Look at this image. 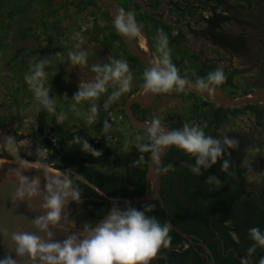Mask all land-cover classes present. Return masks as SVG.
<instances>
[{"label": "rangeland", "instance_id": "1", "mask_svg": "<svg viewBox=\"0 0 264 264\" xmlns=\"http://www.w3.org/2000/svg\"><path fill=\"white\" fill-rule=\"evenodd\" d=\"M116 1L126 12H134L136 22L142 25L141 36L131 40L143 53L153 58L160 55L156 51V38L157 30L163 29L168 37L172 62L181 77L195 82L197 77L221 68L226 77L233 76V86L222 89L231 99H242L241 90L250 93L264 90V50L260 47H264V41L258 42V29L233 21L222 25L220 32L234 36L243 34L249 41L248 50L232 55L210 43L203 21L207 9L183 12L172 6L192 4L205 8L213 4L211 0ZM225 1L238 9L240 22H262L263 0H249V4L246 0ZM114 20V11L101 0H0V133L13 135L23 142L24 150L20 153L23 159L34 161L35 148L40 145L50 150L48 159L54 168L63 166L60 160L64 155L93 160L96 162L93 166L104 173H125L136 168L131 163L140 153L131 142L137 135H146V130L130 126L124 107L128 99L148 94L143 89L146 69L115 38ZM78 45L87 52L85 67H73L68 60V52L76 50ZM56 53L61 55L57 57ZM44 57L53 60L45 68L48 74L45 86H52L50 97L55 98L56 114L62 111L66 115L59 125L56 114H49L42 108L37 111L38 102L24 79L30 67ZM112 59L127 61L133 75L131 91L104 110L103 103L113 90L109 85L108 93L99 101L97 120L89 125L90 103H76L72 97L80 82L94 80L93 65H103ZM209 105L215 104L189 92L159 93L152 103L137 105V116L145 122L160 117L168 126L188 123L213 130V126L208 125ZM258 106L264 112V103ZM41 114L44 117L42 124ZM168 118L175 121L171 123ZM257 118L250 111L229 115L216 129L219 138L242 136L261 148L259 153L249 154L243 161L249 185L246 192L255 191L264 183V117L259 119L261 123ZM105 119L112 124V131L102 135ZM74 135L85 137L102 155L96 158L82 151V145H69ZM27 150L33 154L27 155ZM8 158L0 148V160L12 163ZM74 175L80 179L76 172Z\"/></svg>", "mask_w": 264, "mask_h": 264}, {"label": "clouds", "instance_id": "2", "mask_svg": "<svg viewBox=\"0 0 264 264\" xmlns=\"http://www.w3.org/2000/svg\"><path fill=\"white\" fill-rule=\"evenodd\" d=\"M114 27L118 33L130 40L141 36L142 25H138L132 11L117 9ZM157 32L156 51L160 55L150 61V68L143 73V89L146 93L184 92L186 88H195L212 95L217 86L226 82V75L221 68L208 73L206 78L197 77L194 84L189 79L181 77L179 69L171 59L167 34L163 29H158ZM60 55L56 53L57 57ZM68 60L73 67H85L87 52L78 45L76 50L68 52ZM52 63L53 60L47 57L41 58L30 67L24 79L38 102L37 111L42 108L49 114H56L55 98L50 97L52 86H45L48 75L45 68ZM91 71L96 74L94 80L88 83L80 82L78 91L72 97L76 103L83 101L90 103L87 114L89 125L96 122L100 112L99 101L102 95L108 93L109 85L113 90L103 103L104 110L118 101L122 95L130 92L133 81L130 67L123 59H112L103 65H93ZM65 119L66 115L62 111L56 114L57 125L63 123ZM166 129L160 117H153L146 126V135H137L131 142L140 153L139 158L133 160L131 164L136 167L147 165L161 175H166L170 171H175V167L171 163L162 165L161 157L170 146H176L195 158L194 164L185 165L195 175H202V169H210L218 161H222L220 166L222 172L235 174L229 172L231 160L225 157H231L229 149H239L238 139L229 138L227 135L213 138L206 135L196 124L184 123L179 129ZM110 131L112 124L105 119L102 135ZM22 143L13 135L0 133V148L11 158L10 165H15L7 169L3 179L13 188L9 193L13 206L26 202L29 210H32L34 202L39 203L44 214L27 222L29 227L35 228L41 235L25 231L22 227L9 231L0 226V236L9 242V254L0 259V264H21L25 260L29 264H151V261L158 258L162 248H170L169 233L172 225L170 222L161 224L159 219L149 215L155 209L153 204L143 206V210L134 207L121 210L118 202L113 201V206L103 220L95 224L84 222L81 230L70 231L76 226L70 223L68 206L72 202L77 205L83 203L79 177L74 175L71 168L65 171L54 168L53 162L48 159L50 150L40 145L35 148L34 161L23 159L20 155L21 150H24ZM68 143L82 145V151L93 157L99 158L102 155V152L94 149L83 136L74 135ZM246 151L256 154L261 148L253 145ZM26 152L29 156L33 154L31 150ZM144 154H149L147 159ZM32 169L42 175H25ZM251 170L249 168V171ZM205 183L215 184L218 188L222 185V181L215 175L208 176ZM58 233L63 234L62 240L56 239ZM248 234L253 243L247 248V255L240 259V264H253L251 258L257 249H264V231L253 226ZM12 251L15 252L16 259H13ZM258 264H264V256L259 258Z\"/></svg>", "mask_w": 264, "mask_h": 264}, {"label": "trees", "instance_id": "3", "mask_svg": "<svg viewBox=\"0 0 264 264\" xmlns=\"http://www.w3.org/2000/svg\"><path fill=\"white\" fill-rule=\"evenodd\" d=\"M211 1L213 4L209 6V16L203 20L211 44L232 55L242 54L249 49L247 37L243 34L234 36L222 33L220 32L222 25L233 21L237 24L250 25L255 29L262 28L264 31V13L262 22L255 24L240 22V12L236 7L227 5L225 0ZM246 1L249 4L250 1ZM115 38L119 40L116 35ZM207 75L208 73L200 77L206 78ZM232 86L233 76H227L226 82L217 88L225 89ZM248 94H250L249 91L241 90V95ZM208 107L210 116L208 125L213 126V130H203L206 135L213 138L220 137L216 129L229 115L257 109V106H247L242 109H224L216 105ZM137 109V105L132 108L135 114ZM257 117L260 122L262 115L257 114ZM43 119L41 114V124ZM168 121L172 123L175 119L168 118ZM182 125V123H172L170 130L179 129ZM235 139L240 142L239 149H229L231 157H225L231 160L229 172H234V175L220 170L222 161H218L210 169H202V175H195L189 167L185 166L194 164L195 158L187 157L181 149L171 146L162 165L171 163L175 171H170L166 175L160 174V200L163 207L158 200L147 203L155 205L154 211L149 215L155 216L161 224L169 220L181 232L201 239L207 245L216 264H238L232 254L224 256L226 250L233 249L242 258L247 255L246 250L253 243L248 234L249 229L256 226L264 231V183L255 191L246 192L249 187L246 182L247 171L242 167L243 161L250 154L246 149L255 144L242 136ZM144 155L146 159L149 156V154ZM8 159L11 160V158ZM60 161L64 164L55 166L56 169L65 171L71 168L80 175L78 182L83 190L82 195L85 197L101 198L104 195L121 202L145 194L147 165L136 167L125 173H104L93 166L96 163L93 160L64 155ZM210 175H215L222 181L220 188L215 184L205 183ZM147 204L138 205L135 208L143 210V206ZM77 206L81 211L77 217L80 229L84 222L95 224L110 209L108 204L90 201H83ZM226 221L229 222L225 223ZM169 236L171 237L170 248H162L158 258L155 259L159 261V264H208L204 250L197 241L188 243L173 231H170ZM222 246L224 250H221ZM261 256H264V249L258 248L251 258L253 264H258Z\"/></svg>", "mask_w": 264, "mask_h": 264}, {"label": "water", "instance_id": "4", "mask_svg": "<svg viewBox=\"0 0 264 264\" xmlns=\"http://www.w3.org/2000/svg\"><path fill=\"white\" fill-rule=\"evenodd\" d=\"M101 1L103 3L110 5L112 10L114 11L115 17L117 14V9L123 8L116 0H101ZM173 7L177 9L178 11H185V9L187 8V7H184L183 9H181L176 4H173ZM193 7L195 8V6ZM117 36L119 40L122 42L125 49L134 58H136L145 69L150 68V61L154 59L152 55L143 53L141 50H139L138 45L136 43H134L129 38L124 37L118 32H117ZM260 47L264 49L262 45H260ZM192 83L194 84L195 82H192ZM184 92L197 94L201 96L202 98H204L205 100H209L213 102L216 106L224 108V109H242L247 106H258L264 103V90L259 91V92L250 93L244 96L242 99H231L222 91V89L217 88V87H216L215 93L212 95H209L206 92H200L195 88H192V89L186 88ZM157 95L158 94L148 93L145 96L130 98L126 101L125 107H124V113L131 127H133L136 130H141V131L146 130V126L148 125L149 122L141 121L138 118H136L130 111V107L132 105H139V106L148 105L155 100ZM166 127H167L166 130H170L168 126ZM170 148L171 146L167 150H165L164 155L161 157L162 159L161 163H163L164 158L167 152L170 150ZM10 164L11 162H5V161L0 160V165H3L2 167H0V226L7 228L9 231H13L17 227H22L25 231L34 232L37 235H41V233H39L35 228L29 227L28 222H27L31 219H34L36 216L44 214L43 211L39 207V203L34 202L33 209L29 210L26 202L13 206L9 199V193L13 191V188L11 185L8 184L7 181H4L3 177H4V173L7 171L9 167H15V165H10ZM154 167L155 166L153 165V168ZM38 174L42 175V173H39L35 169H32L25 173V175H28V176H33V175H38ZM160 184H161L160 183V173L148 167L145 173V194L143 196L131 198V199L120 202L115 199H110L104 195L101 198H94L91 196L85 197L82 195V200L108 204L110 206V209L113 206V201H117L118 206L121 210H124L126 207L135 208L138 205L147 204L155 200H158L160 202L161 207H163V204L160 200ZM75 204H76L75 202H72L68 206L69 212H70V216H69V220L71 221L70 223H73L76 226L75 229H70V231L81 230L78 227V223L76 220L77 211L74 207ZM108 213L109 211L99 221L103 220L108 215ZM166 222H170V221L166 220ZM171 231H173L174 233H176L177 235L185 239L188 243H192L193 240L197 241V243L204 250L205 258L208 264H215L211 252L209 251L207 245L201 239L193 235L183 233L180 230L176 229L173 225H172ZM63 238H64L63 234L58 233L56 239L62 240ZM8 254H9V242L3 236H0V259H3ZM11 255L13 259H16V254L14 251L11 252ZM21 264H29V262L25 260V261H22ZM153 264H158V262H155Z\"/></svg>", "mask_w": 264, "mask_h": 264}, {"label": "flooded vegetation", "instance_id": "5", "mask_svg": "<svg viewBox=\"0 0 264 264\" xmlns=\"http://www.w3.org/2000/svg\"><path fill=\"white\" fill-rule=\"evenodd\" d=\"M172 6H173V4H172ZM193 6H195V8L193 7ZM209 6H210V4L207 6L206 5V7L205 8H203V7H198L197 5H192V4H185V5H183L182 7H180L181 9H183L184 7H187L186 9H185V11H183V12H188V11H191V10H205V9H207L208 10V13H209ZM174 8V7H173ZM203 8V9H202ZM206 11V10H205ZM207 18V17H206ZM205 17H204V19H206ZM263 31V29L262 28H260V29H258V33L260 34V39L258 40V42H263L264 41V32H262ZM260 40H262V41H260ZM210 41V40H209ZM211 43V42H210ZM261 50H264L263 48L261 49ZM135 105H132L131 106V112H132V114L135 116V117H137L138 118V116H137V114H135L134 113V111L132 110V108L134 107ZM166 126H168V125H166ZM169 128H170V125L168 126ZM90 202H94V201H90ZM99 203V202H98ZM75 209H76V211H77V217L80 215V213H81V211L79 210V208H78V206H77V204H75ZM77 217H76V220H77ZM77 223H78V221H77ZM78 227H79V223H78ZM221 245H222V243H221ZM221 250H224V248H223V246L221 247ZM229 254H232L233 256H234V258H235V260L237 261V263L238 264H240V259H241V257L237 254V252L235 251V250H233V249H227L226 250V254H224V256L225 257H227ZM205 255V254H204ZM213 260H214V258H213ZM155 262H158V264H159V261L158 260H154V261H152L151 262V264H153V263H155ZM214 263H215V260H214ZM216 264V263H215Z\"/></svg>", "mask_w": 264, "mask_h": 264}, {"label": "crops", "instance_id": "6", "mask_svg": "<svg viewBox=\"0 0 264 264\" xmlns=\"http://www.w3.org/2000/svg\"><path fill=\"white\" fill-rule=\"evenodd\" d=\"M259 107L260 106H257V109L256 110H253V111H250V112L253 113L255 115V117L257 116V114L262 115V119H263L264 112Z\"/></svg>", "mask_w": 264, "mask_h": 264}, {"label": "built area", "instance_id": "7", "mask_svg": "<svg viewBox=\"0 0 264 264\" xmlns=\"http://www.w3.org/2000/svg\"><path fill=\"white\" fill-rule=\"evenodd\" d=\"M209 16V13L207 15H205V18Z\"/></svg>", "mask_w": 264, "mask_h": 264}]
</instances>
